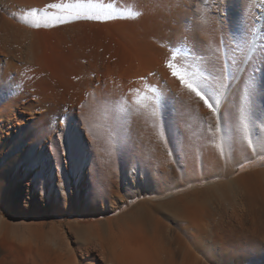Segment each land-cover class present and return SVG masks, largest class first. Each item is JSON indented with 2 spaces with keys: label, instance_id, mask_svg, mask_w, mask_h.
<instances>
[{
  "label": "rangeland",
  "instance_id": "374dc122",
  "mask_svg": "<svg viewBox=\"0 0 264 264\" xmlns=\"http://www.w3.org/2000/svg\"><path fill=\"white\" fill-rule=\"evenodd\" d=\"M145 1L0 2L35 46L26 61L0 39L13 72L0 103V264H102L99 243L124 264H242L248 212L264 208V153L213 176L201 115L142 117L136 76L162 57ZM117 175L134 191L115 209L75 193H101Z\"/></svg>",
  "mask_w": 264,
  "mask_h": 264
},
{
  "label": "bare ground",
  "instance_id": "6f19581e",
  "mask_svg": "<svg viewBox=\"0 0 264 264\" xmlns=\"http://www.w3.org/2000/svg\"><path fill=\"white\" fill-rule=\"evenodd\" d=\"M145 2H147L146 8L150 11L152 9L151 12H153V24L151 25L153 27L150 30L157 32V34L155 31L152 32L157 35L153 38V42L158 47L157 50H161L162 57H158L160 60L154 63L149 62L145 71L141 69L142 71L138 72L136 76V98L137 101H140L137 103L140 113L142 115V112H147L150 115L152 112L160 111L172 115L177 120L185 117L188 119L190 114L201 115L203 129L207 134V130L211 131L209 135H213V143L211 142L213 146L210 147H213L214 151L212 152L211 148L210 164L206 162L210 165V173L213 176L214 174H224L228 178L241 165L264 153V0H146ZM146 13L144 12V14ZM143 19L146 17H142ZM150 23L145 24L149 25ZM19 24L13 19L10 20L0 11V39L4 46L24 48L22 50L26 52L24 59L28 61L31 60L30 55H33L35 46L30 38L28 41L30 36L26 37L22 34V31L27 29L23 30V26H20L22 24ZM144 27L146 26L143 25V32ZM26 32L29 33L28 30ZM28 33L26 34L28 35ZM139 37L142 40V36ZM22 51H15V53L11 51V53L20 57ZM7 54L10 55L0 48V103L8 95L9 77L13 74L12 69L9 68L10 65L7 66L6 62L4 63ZM169 62L175 64L180 71H183L187 66L190 70L207 78L210 88L206 86L202 91L210 102H214V93L219 98L218 115L221 132L216 130L217 115L209 111L202 101L173 78L171 70L167 67ZM25 71L27 70L22 68L14 72L20 75ZM153 89L155 91H152ZM142 97H147V99H142ZM43 101L45 102V100ZM41 103L43 102L41 101ZM48 103L53 111V104L50 101ZM153 116L155 118V114ZM142 117L144 116L142 115ZM5 118L8 116L4 117L0 113V126L4 124ZM142 122H144L143 119ZM195 123L198 124V122ZM206 133L204 132V134ZM209 141L211 140L209 139ZM141 177L144 178L142 181L147 179L144 174ZM109 181L108 186L101 189V193L95 192L91 196L87 191L78 189L75 190V193L78 197L81 195V199L86 202L91 204L107 203L108 207L115 209L122 205L124 195L125 197L133 196L134 187L129 184L130 180L128 181L126 177L121 179L119 175ZM122 182L126 185L123 190H121ZM78 185L83 184L80 182ZM221 188L227 190L229 185H224ZM83 206L85 207L87 204L85 203ZM248 214L247 216L251 218V226H248L247 231H244L247 233H243L246 238L244 253L241 254L235 250L234 254L240 255L242 264H264V208L257 211L252 209ZM2 225L0 223V227ZM74 231L81 236L83 230L75 227ZM250 244L253 245L257 257L250 255L252 253H249L248 249ZM96 247L102 264H124L115 250L100 243ZM90 258L93 260L95 257ZM220 264L225 263L220 261Z\"/></svg>",
  "mask_w": 264,
  "mask_h": 264
},
{
  "label": "snow or ice",
  "instance_id": "6c2138e0",
  "mask_svg": "<svg viewBox=\"0 0 264 264\" xmlns=\"http://www.w3.org/2000/svg\"><path fill=\"white\" fill-rule=\"evenodd\" d=\"M77 9H83L84 5H76ZM89 8L93 7L91 3L88 5ZM77 15H87L86 12L78 11ZM56 20H64L66 17L60 16L55 17ZM167 67L171 70V75L174 79L180 82V85L183 88H186L190 93H193L198 100L202 101L205 107L212 111L214 115H217V132H221V125H220V118L218 115V105H219V98L214 93V102H210L208 97L204 94L202 89L204 87H209L207 78L202 77L199 73L194 70H190L187 66L184 67L183 71H180L177 66L171 62L168 63ZM210 88V87H209ZM152 91H155L154 89ZM142 99H147V97H142ZM140 101H137L139 103Z\"/></svg>",
  "mask_w": 264,
  "mask_h": 264
}]
</instances>
